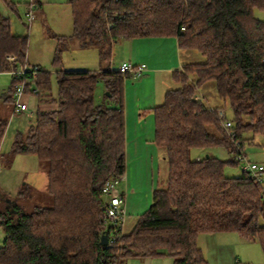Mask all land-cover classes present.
Returning a JSON list of instances; mask_svg holds the SVG:
<instances>
[{
  "label": "trees",
  "instance_id": "obj_1",
  "mask_svg": "<svg viewBox=\"0 0 264 264\" xmlns=\"http://www.w3.org/2000/svg\"><path fill=\"white\" fill-rule=\"evenodd\" d=\"M5 4L7 11L0 5V72L27 64L29 41L12 30L10 13H18L17 4ZM69 4L70 37L83 47H96L107 67L117 40L144 37H175L181 49L201 52L206 62L175 72L179 86L168 90L164 103L154 109L155 143L167 175L148 210L112 247L100 243L106 222L102 189L125 172L123 98L130 74L109 68L59 71L58 96L52 98L51 74L39 68L34 95L40 103L56 106L37 108L34 124L17 133L9 155H33L46 167L53 205L25 213L12 201L0 211V264H124L131 258L163 256L173 264H209L199 237L233 232L259 243L264 253V226L259 223L264 218V177L225 175L227 165L239 166L236 156L244 149L245 134L264 135V17L257 15L264 14V0ZM57 38L64 45L66 38ZM10 56L14 61L9 62ZM208 81L215 82L219 97L231 107L228 130L218 118L220 108L204 97L196 100ZM14 83L3 100L12 108ZM100 83L104 94L99 98ZM7 125L0 118V150ZM219 150L233 159L217 158ZM195 151L202 155L199 160Z\"/></svg>",
  "mask_w": 264,
  "mask_h": 264
},
{
  "label": "rangeland",
  "instance_id": "obj_2",
  "mask_svg": "<svg viewBox=\"0 0 264 264\" xmlns=\"http://www.w3.org/2000/svg\"><path fill=\"white\" fill-rule=\"evenodd\" d=\"M15 3L17 4L18 13H10L13 33L25 35L29 38L28 67L38 66L43 71L51 74L50 96L52 98H57L58 96L57 73L61 70L60 67L63 63L67 69L81 67L88 70H97L100 67V63L104 65L98 56L97 48L93 45L90 44L89 48L86 47L88 50L71 49L70 51H64L63 43L59 42L55 36L64 35L65 37H70L73 34V18L69 0H48L44 2L42 6L37 7L35 10V19L30 27L25 19L27 0H16ZM0 5L4 8L7 7L3 2ZM5 10L7 11V8ZM257 15L264 17V14L261 13ZM61 45H63L62 52L56 58V51ZM122 56L123 53L121 52L115 54L116 63L115 65L114 61L111 63L115 70H118L117 60ZM182 58L193 64L206 62V56L196 50L183 49ZM12 83L13 77L9 73H0V118L5 119L8 124L0 150L2 154L0 158V211L6 209L12 201H15L25 213H31L36 206L51 207L53 199L47 188L46 167L38 158L27 154L9 155L17 133L26 132L29 126L35 122L33 115L13 113L12 105L3 102L9 94ZM178 86L179 84L176 81H172L168 88L174 89ZM35 88L36 84L33 83L32 89L35 90ZM98 91L101 96L104 94L102 83H100ZM199 94L204 96V101L210 106L224 109L228 120L232 119L231 107L228 102H224L219 97L214 81H208L203 84L199 88ZM33 96L35 97L34 94L29 95L30 98L32 97L31 101L34 99ZM243 151L245 153V161H240L239 166L227 165L225 168L227 177H240L243 174L241 167L245 162L264 165V135L246 133ZM199 153L195 151L192 152V155L196 156ZM215 153L217 158L224 161L233 159L232 154H227L222 150ZM117 192L120 194V187H118ZM137 220L136 218L128 220L124 225L123 232L128 233ZM259 223L264 226V218H261ZM3 240L4 233L2 228H0V247L3 244ZM210 242L204 241L203 236L198 239V244L202 248L205 259L209 264H222V260L232 257L228 248L234 250L236 257L241 263L264 264V253L261 245L257 242H248L237 233H220L216 235L213 243L209 244ZM138 261L137 263L142 264L141 260ZM149 261L152 264H173V259L170 256L155 257Z\"/></svg>",
  "mask_w": 264,
  "mask_h": 264
},
{
  "label": "crops",
  "instance_id": "obj_3",
  "mask_svg": "<svg viewBox=\"0 0 264 264\" xmlns=\"http://www.w3.org/2000/svg\"><path fill=\"white\" fill-rule=\"evenodd\" d=\"M47 1L38 0V7ZM2 9H6V7H2ZM55 36L65 37L64 35ZM65 38L64 51L88 50L87 48H89L83 47L82 42L77 38ZM118 52L123 53V56L117 60L118 70L124 63H131L135 66V71L129 73L130 78L124 82L123 98L126 167L119 187L120 194L124 196L123 208L126 212L127 222L133 218L138 219L148 210L152 204L153 192L167 175L164 155L155 143L154 109L164 103L165 94L170 90L168 87L174 81V73L183 71L184 65L191 62L182 58L183 49L179 47L175 37L119 39L113 45L111 63L114 61V65L116 63L114 56ZM142 65L144 69L140 75H137L135 72ZM99 66L97 70L81 67L67 69L63 63L60 71H100L103 68L115 70L112 64L107 67L100 63ZM200 95L204 97L202 94ZM100 96L98 91V97L100 98ZM31 98L28 99L29 104L35 112L38 107L51 109L56 106L50 102L40 103L36 97L31 101ZM196 157L201 158L202 155L198 154ZM216 235L205 234L202 236L204 241H211L209 243L211 244L215 241ZM228 250L232 257L222 260V264H245L238 260L234 250L229 248ZM150 259L131 258L124 264H139L138 260H141L142 264H152Z\"/></svg>",
  "mask_w": 264,
  "mask_h": 264
},
{
  "label": "built area",
  "instance_id": "obj_4",
  "mask_svg": "<svg viewBox=\"0 0 264 264\" xmlns=\"http://www.w3.org/2000/svg\"><path fill=\"white\" fill-rule=\"evenodd\" d=\"M7 1L15 2L16 0H0V3H5ZM26 7L25 19L30 27L35 19V10L38 7V0H27ZM8 60L9 62L14 61V57L10 56ZM143 69L144 66L142 65L138 67L135 73L140 75ZM119 71L122 73H132L135 71V66L131 63H124L119 68ZM6 72L9 73L15 81L12 94L14 113L29 114L30 116L34 115L35 110L31 108L27 97L30 94L37 93L36 89H32V84L38 79L39 67H28V65L25 64L23 66L11 67V69ZM200 99H202V96L199 94L196 96V100ZM218 118L222 120V125L226 130L231 127L232 123L227 119L224 109L218 111ZM236 159L239 163L240 161H245V153L243 150L239 151ZM241 168L242 172L248 174L252 179L262 181L264 177L263 164L245 162ZM121 180L122 176L110 179L102 189L103 209L106 220L104 234H108V244L106 247H112V245L124 234L123 228L126 222V212L123 208L124 196L117 192Z\"/></svg>",
  "mask_w": 264,
  "mask_h": 264
},
{
  "label": "water",
  "instance_id": "obj_5",
  "mask_svg": "<svg viewBox=\"0 0 264 264\" xmlns=\"http://www.w3.org/2000/svg\"><path fill=\"white\" fill-rule=\"evenodd\" d=\"M108 95H109V93H108ZM206 157L208 158L209 154H207ZM100 243H101L102 246H107V244H108V234H103L102 235Z\"/></svg>",
  "mask_w": 264,
  "mask_h": 264
}]
</instances>
